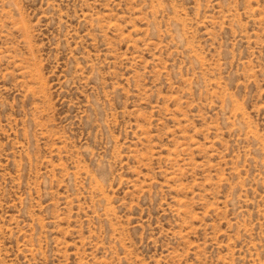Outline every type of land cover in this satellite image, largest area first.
I'll return each instance as SVG.
<instances>
[{
	"label": "rangeland",
	"instance_id": "374dc122",
	"mask_svg": "<svg viewBox=\"0 0 264 264\" xmlns=\"http://www.w3.org/2000/svg\"><path fill=\"white\" fill-rule=\"evenodd\" d=\"M0 264H264V0H0Z\"/></svg>",
	"mask_w": 264,
	"mask_h": 264
}]
</instances>
